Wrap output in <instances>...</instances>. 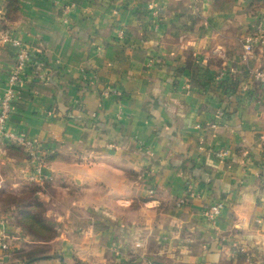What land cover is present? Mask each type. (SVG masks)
<instances>
[{"label": "crops", "instance_id": "0c3cea01", "mask_svg": "<svg viewBox=\"0 0 264 264\" xmlns=\"http://www.w3.org/2000/svg\"><path fill=\"white\" fill-rule=\"evenodd\" d=\"M14 1L1 27L31 56L8 129L47 155L41 179L0 135V261L23 214L2 196L36 186L47 217L86 224L91 264H264V0Z\"/></svg>", "mask_w": 264, "mask_h": 264}, {"label": "rangeland", "instance_id": "374dc122", "mask_svg": "<svg viewBox=\"0 0 264 264\" xmlns=\"http://www.w3.org/2000/svg\"><path fill=\"white\" fill-rule=\"evenodd\" d=\"M13 146V145H11ZM16 147V146H15ZM19 148V147H17ZM30 160L32 161L33 165L35 166V173L38 178L43 179L44 176L38 173V169L44 166L45 158L47 152L44 148H41L43 153H39L37 156H30L31 154L22 148H19ZM33 166V167H34ZM41 171V170H40ZM29 187L20 195H13L9 200H7V196L11 194H6L2 196L1 202V209L5 210L8 208L10 204H13L16 199L18 201H23V203H15L18 204L16 207L20 210H24V207L27 205L26 202L28 201L27 195L30 193ZM15 198V199H14ZM37 198V197H36ZM14 199V200H12ZM41 208L39 210L40 214L38 217H35L39 220H42V227H40V231H36L37 227L40 226V221L32 224L30 221H21V218H17L16 230H18L14 236L19 235L20 237L17 239H8L6 242L9 245L7 247V255H5V260L0 261V264H27L24 263L29 257L33 256H50L49 258L40 259L33 261L34 262H41V261H51L53 264H91L93 261H89V255L79 254L78 249L79 246H88L87 242H81V234L85 235L83 228L86 227L85 225L80 223H63L57 222L55 216H48L46 214L49 213V209L46 208V205L43 204L40 200ZM22 212V211H21ZM13 224V223H11ZM38 226H37V225ZM88 225V224H87ZM93 226V224H90ZM104 226H100L101 229L103 228L105 231L110 229V224H101ZM94 227V226H93ZM99 227V226H98ZM80 228V229H79ZM64 230V237H60L62 231ZM87 234V233H86ZM50 237V238H49ZM22 242V244H21ZM152 248V246H150ZM93 257V256H90ZM151 259H144L136 253L128 254L123 261L118 260L117 264H128L130 259H134L136 264H154L153 260H155L154 256H150ZM109 258V257H108ZM84 259V260H83ZM28 263V264H31ZM43 263V262H42ZM41 264V263H40ZM99 264V263H98ZM109 264H116V261L113 260Z\"/></svg>", "mask_w": 264, "mask_h": 264}, {"label": "built area", "instance_id": "2783aa9c", "mask_svg": "<svg viewBox=\"0 0 264 264\" xmlns=\"http://www.w3.org/2000/svg\"><path fill=\"white\" fill-rule=\"evenodd\" d=\"M2 9L0 8V46L3 44H10L15 48V55L13 62L9 67L7 73V80L5 89L0 96V135L7 140L10 145L22 148L29 152L32 156H37L41 152V146L33 139L24 136L19 133L12 132L8 129V123L15 108V100L18 96L19 88L23 84V77L25 75V69L30 59L29 47L22 43L20 40L10 37L5 30L1 27V14ZM251 42L247 41L244 49L245 52H249L252 49ZM253 77L260 84L264 90V69H257L253 72ZM217 154L221 157L228 156V150L220 148ZM40 175V168L38 169ZM223 208V204L218 202L207 209V215L210 218L216 217L220 214Z\"/></svg>", "mask_w": 264, "mask_h": 264}, {"label": "trees", "instance_id": "16d2710c", "mask_svg": "<svg viewBox=\"0 0 264 264\" xmlns=\"http://www.w3.org/2000/svg\"><path fill=\"white\" fill-rule=\"evenodd\" d=\"M9 8H11L12 10H14L16 7L15 5V1L14 0H10L9 4H8ZM2 19V18H1ZM3 19H4V16H3ZM37 191V187L33 186L31 189H30V193L27 195V198L28 201L26 202V206L24 207V210H20L22 211V215L20 216L21 218V221L25 220V221H30L32 222V224H35L36 222H39L40 221V226H38L37 224V230L36 231H40V228L43 229L44 227H42V220H39L35 217H38V215L40 214L39 210H40V206H41V203L38 201V198L35 197V193ZM12 195H8L7 196V200H9L11 198ZM15 199V198H14ZM12 199V200H14ZM15 203L19 202V203H23V201H18V199H16V201H14ZM13 202V203H14ZM18 205V204H16ZM25 211V212H23ZM19 218V219H20ZM39 218V217H38ZM40 227V228H39ZM50 238V237H49ZM50 256H33V257H29L24 263H31L33 261H36V260H40V259H45V258H49ZM128 264H136V262L134 261V259H130L129 260V263Z\"/></svg>", "mask_w": 264, "mask_h": 264}]
</instances>
